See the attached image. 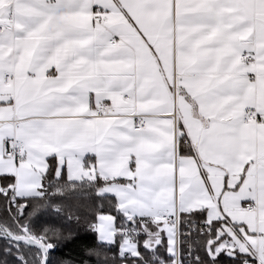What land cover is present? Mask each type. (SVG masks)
Instances as JSON below:
<instances>
[{
    "label": "snow or ice",
    "instance_id": "1",
    "mask_svg": "<svg viewBox=\"0 0 264 264\" xmlns=\"http://www.w3.org/2000/svg\"><path fill=\"white\" fill-rule=\"evenodd\" d=\"M0 264H264V0H0Z\"/></svg>",
    "mask_w": 264,
    "mask_h": 264
},
{
    "label": "trees",
    "instance_id": "2",
    "mask_svg": "<svg viewBox=\"0 0 264 264\" xmlns=\"http://www.w3.org/2000/svg\"><path fill=\"white\" fill-rule=\"evenodd\" d=\"M63 253L70 255V256H74L76 258L77 261H87L88 258L85 256H82L79 253V249L76 248L75 245H69L67 248L63 249Z\"/></svg>",
    "mask_w": 264,
    "mask_h": 264
}]
</instances>
